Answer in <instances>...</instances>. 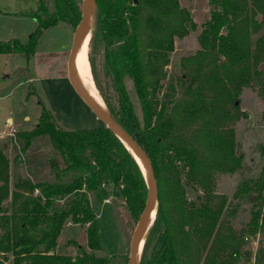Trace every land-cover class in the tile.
<instances>
[{"label":"trees","instance_id":"1","mask_svg":"<svg viewBox=\"0 0 264 264\" xmlns=\"http://www.w3.org/2000/svg\"><path fill=\"white\" fill-rule=\"evenodd\" d=\"M8 0H0L4 3ZM209 18L200 26L199 49L177 82H166L164 67L174 39L195 28L178 0H94L86 60L105 110L140 145L156 183L155 212L143 238L138 264H240L243 246L223 219L226 199L214 191L217 173L242 162L229 115L238 118L241 88L259 77L264 34V0H208ZM83 0H14L7 15L31 18L35 28L24 43L0 41V54L29 56L46 29L74 32ZM258 19V20H257ZM185 78H184V77ZM130 80L137 110L125 82ZM236 110L232 114L225 108ZM37 123L18 130L21 151L47 136L63 166L53 165L51 181L20 179L9 187V163L0 146V264H111L98 255V214L104 200L119 201L136 223L147 196L139 163L105 125L59 128L40 102ZM196 123L187 132L186 125ZM259 174L237 187L255 207L246 222L264 243V151ZM252 196V198H251ZM8 201V206L2 203ZM67 223L82 226L86 246L74 255L57 253ZM264 264V246L254 253ZM114 264H123L117 260Z\"/></svg>","mask_w":264,"mask_h":264},{"label":"rangeland","instance_id":"2","mask_svg":"<svg viewBox=\"0 0 264 264\" xmlns=\"http://www.w3.org/2000/svg\"><path fill=\"white\" fill-rule=\"evenodd\" d=\"M178 1L179 6L189 14L195 28L191 29L186 24L187 34L173 41V52L169 54V63L164 67L165 81L173 84L177 82L178 75H183L186 71L185 68L189 62L187 59L194 56L199 49L196 37L200 32V26L209 18L211 8L208 0ZM13 9L14 0L0 3V10L4 13H11ZM4 13H0V40L16 39L24 43L35 28L34 20ZM262 34H264V24L260 31L251 35L252 47L256 43L255 40ZM72 36L73 31L70 28L56 26L46 29L40 36L36 51L29 56L28 60H25L24 56L0 54V146L4 145L3 150L9 166L11 164L9 170L11 185L29 177L34 180L51 181L53 180L52 166L57 165L60 168L63 166L47 136L35 137L30 147L21 151V139L17 137L16 132L29 131L37 123L40 102L48 108L53 122L61 129L81 130V128L88 129L104 125L82 99L74 94L71 87V90L62 89L61 94L57 95L56 90H51L47 84L39 81L54 76L62 68V59L69 48ZM61 70L63 75V68ZM257 70L260 71L259 77L254 79L251 86L241 88L237 96L238 118L233 120L228 115L225 119L226 126H232L233 139L236 142L237 151L242 154V162L231 173H217L215 176L214 191L224 196L227 204L223 219L229 231L234 233L243 246V254H240L239 258L240 264H254V253L257 247L264 246L262 236L257 232H249L246 227L250 211L255 207L244 195L235 193V189L242 183L254 179L259 174L263 163L264 61ZM22 71L27 74V79L24 78ZM125 87L137 110L136 97L130 80H126ZM97 97L103 104L100 95L97 94ZM225 108L233 117L236 110L230 104ZM25 116L28 119H24ZM7 118L11 121L8 122ZM196 123L190 122L185 130L191 131ZM8 201H4L2 206H8ZM109 201L110 199L104 200L94 207L99 218L97 254L110 257L111 264L117 260L126 264L129 240L135 221L131 219L119 201H116V204ZM261 211L264 215V206ZM57 244L59 245L57 252L74 255L79 246H86L84 228L67 223L57 238ZM4 264H10L9 257Z\"/></svg>","mask_w":264,"mask_h":264},{"label":"water","instance_id":"3","mask_svg":"<svg viewBox=\"0 0 264 264\" xmlns=\"http://www.w3.org/2000/svg\"><path fill=\"white\" fill-rule=\"evenodd\" d=\"M94 0H83V7L81 11V18L78 22V25L75 27L72 40L70 43V49L67 56L66 64H67V80L74 92V94L78 95L82 101L88 106V108L94 112L96 116H98L104 123L107 128L110 130L120 139V141L126 146L129 145L132 149L136 152L139 159L141 160L142 164V173L145 177L146 184H147V196L143 205V210L141 211L133 229V232L130 236L129 240V249L127 255V262L126 264H138L139 255L136 257V250L138 245L141 243L142 247V238L149 227V218L150 214L153 210H155V204L157 200V192H156V183L155 178L153 176L152 167L150 160L147 159L144 151L140 147L138 143H136L128 134L127 132L120 127L115 120H113L106 110H101L98 105H96L92 98L86 94L81 84L76 80L74 75V56L78 50V45L85 34H88L89 28L92 23V19L94 16ZM24 74V78H28L25 71H22ZM127 148V147H126ZM128 149V148H127ZM132 154V153H131Z\"/></svg>","mask_w":264,"mask_h":264},{"label":"bare ground","instance_id":"4","mask_svg":"<svg viewBox=\"0 0 264 264\" xmlns=\"http://www.w3.org/2000/svg\"><path fill=\"white\" fill-rule=\"evenodd\" d=\"M88 41V34H85L79 45H78V50L74 56V60H73V64H74V75L76 80H78V82L81 84V86L83 87L84 91L86 92V94H88L93 102L99 106V108L101 110H105L104 105L98 100L97 97V92L95 91L93 82L90 78V73H89V65H87V60L86 58V44ZM126 147L128 148L129 152L132 153L133 157L135 158V160L139 163L141 169H142V164H141V160L139 159L138 155L136 154V152L132 149V147H130L129 145L126 144ZM155 210H153L150 214V218L148 220V222L150 223V220L152 219L153 215H154ZM141 250V243L138 245L137 250H136V257L138 256L139 252Z\"/></svg>","mask_w":264,"mask_h":264},{"label":"crops","instance_id":"5","mask_svg":"<svg viewBox=\"0 0 264 264\" xmlns=\"http://www.w3.org/2000/svg\"><path fill=\"white\" fill-rule=\"evenodd\" d=\"M0 41H2V40H0ZM70 46V45H69ZM68 46V47H69ZM69 49H70V47L68 48V50H67V52L65 53V57L62 59V68H63V75L61 74L62 73V68L60 69V70H58L56 73H55V75L54 76H51V77H49V78H44V79H41V80H39V81H41V82H43V83H45V84H47V86L48 87H50L51 88V90H56L55 91V93L57 94V95H59V94H61L60 93V91L62 90V89H65V90H69L70 89V84H69V82H68V80H66V78H65V73H64V67H65V60H66V57H67V54L69 53L68 51H69ZM63 54V53H62ZM62 54L60 55V57L62 56ZM60 57H59V59H60ZM59 59H57V60H59ZM71 90V89H70ZM24 119H28V117L27 116H25L24 117ZM7 121L8 122H10L11 120H10V118H7ZM10 166H11V164H10ZM10 166H9V170H10ZM9 173L11 174V171H9ZM10 174H9V178H10ZM29 179H31L32 181L34 180L33 178H30L29 177ZM9 180V179H8ZM12 185L10 184V180H9V187H11ZM107 201V200H106ZM58 244H57V246H56V248H55V251L57 252V248H58ZM57 253H60V252H57ZM7 261V260H6ZM6 261H3V263H5Z\"/></svg>","mask_w":264,"mask_h":264},{"label":"flooded vegetation","instance_id":"6","mask_svg":"<svg viewBox=\"0 0 264 264\" xmlns=\"http://www.w3.org/2000/svg\"><path fill=\"white\" fill-rule=\"evenodd\" d=\"M67 56H68V54H67ZM66 60H67V57H66ZM66 60H65V67H64V73H65V78H66V80H67V64H66Z\"/></svg>","mask_w":264,"mask_h":264}]
</instances>
